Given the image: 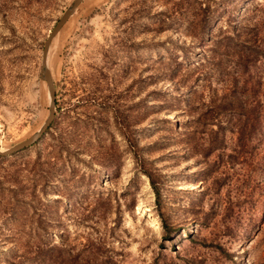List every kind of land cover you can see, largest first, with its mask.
<instances>
[{
  "label": "rangeland",
  "instance_id": "rangeland-1",
  "mask_svg": "<svg viewBox=\"0 0 264 264\" xmlns=\"http://www.w3.org/2000/svg\"><path fill=\"white\" fill-rule=\"evenodd\" d=\"M72 1L0 0L1 150L48 115L42 50ZM46 65L55 120L0 157V264L53 241L57 264H264V0H83ZM240 104L259 116L242 151Z\"/></svg>",
  "mask_w": 264,
  "mask_h": 264
},
{
  "label": "trees",
  "instance_id": "trees-1",
  "mask_svg": "<svg viewBox=\"0 0 264 264\" xmlns=\"http://www.w3.org/2000/svg\"><path fill=\"white\" fill-rule=\"evenodd\" d=\"M247 56L249 54H246ZM240 59V58H239ZM251 64L254 63L253 59L250 61ZM249 63V64H250ZM248 62L246 61L245 63H243L241 60L240 62H238V68L246 70L248 67ZM246 68V69H245ZM212 103L215 105V107L220 110V111H224L226 109V106L232 107L234 106V101L232 100V97H225L223 99H219L217 102L215 100H212ZM236 109H241L244 110V112H242V116H244L243 118H237L236 122H235V133L237 135V140H238V144L237 147L240 151H242L245 147H249L252 146V142H251V138H252V132H253V127L255 126L256 120H258L259 116L257 115V110L255 106H247L245 104H240L239 107H236ZM238 111V110H237ZM55 120V119H54ZM53 123V122H52ZM1 157V156H0ZM144 174L149 178L150 181V185L154 191V194L156 196V199L159 198L160 195V191L159 188L156 186L153 178L151 177L150 172H148L146 169L142 168ZM8 178H12V180H8V181H12L11 184L13 185L12 187L9 188L10 192H12L13 194L16 193H28L30 195H35L36 193V184L38 183V181H32V183L30 184V186L27 188V183H19L17 178H13V177H8ZM20 186V188H19ZM16 202L20 203V205L23 207L24 205L28 206L29 203L26 202V200L24 199H18L16 198ZM20 206V207H21ZM163 227L166 230H169V227L165 224V222H163ZM41 229H45V226L41 227ZM31 231L34 233H36V235H38V231L39 228L32 226ZM30 236V235H29ZM59 237V236H58ZM61 238V236H60ZM61 246H63L61 243H57L56 242H43V243H34V244H27L24 247L25 248H29V251H26V257H28L31 260H34L37 264H57L58 263V259L60 256L59 250L61 248ZM94 254V251L92 252ZM96 254H98L97 252H95ZM77 260V256L71 254V253H67V258H66V262L67 263H73L76 262ZM93 261L96 260V258H92ZM88 264V263H87Z\"/></svg>",
  "mask_w": 264,
  "mask_h": 264
},
{
  "label": "water",
  "instance_id": "water-1",
  "mask_svg": "<svg viewBox=\"0 0 264 264\" xmlns=\"http://www.w3.org/2000/svg\"><path fill=\"white\" fill-rule=\"evenodd\" d=\"M83 0H73L70 4V6L63 12V14L60 16L52 30L50 31L49 35L47 36L43 50H42V61H41V72L40 76L43 80H45L48 88L49 93V111L48 115L42 124V126L39 128L38 131L33 133L31 136H29L27 139L15 144L14 146L5 149L0 150V156H9L13 153L19 152L25 148H28L35 144L38 140L42 138V136L47 132L49 127L51 126L52 122L55 119L56 116V95H55V87L52 81V78L50 76V72L46 65V57L48 53V48L51 43V40L53 37L61 30V28L66 24V22L69 20V18L74 14L77 7L81 4Z\"/></svg>",
  "mask_w": 264,
  "mask_h": 264
},
{
  "label": "bare ground",
  "instance_id": "bare-ground-1",
  "mask_svg": "<svg viewBox=\"0 0 264 264\" xmlns=\"http://www.w3.org/2000/svg\"><path fill=\"white\" fill-rule=\"evenodd\" d=\"M47 64H48V61H47ZM1 150V149H0Z\"/></svg>",
  "mask_w": 264,
  "mask_h": 264
}]
</instances>
